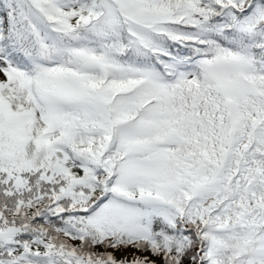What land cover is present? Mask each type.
<instances>
[{
    "label": "snow or ice",
    "instance_id": "obj_1",
    "mask_svg": "<svg viewBox=\"0 0 264 264\" xmlns=\"http://www.w3.org/2000/svg\"><path fill=\"white\" fill-rule=\"evenodd\" d=\"M0 264H264V0H0Z\"/></svg>",
    "mask_w": 264,
    "mask_h": 264
}]
</instances>
